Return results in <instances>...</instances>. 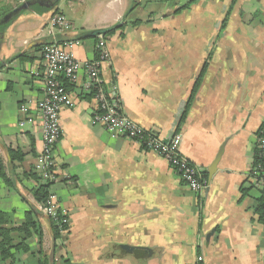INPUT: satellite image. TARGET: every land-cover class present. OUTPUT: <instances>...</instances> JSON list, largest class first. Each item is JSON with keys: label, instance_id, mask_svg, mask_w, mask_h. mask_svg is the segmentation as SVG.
<instances>
[{"label": "crops", "instance_id": "crops-1", "mask_svg": "<svg viewBox=\"0 0 264 264\" xmlns=\"http://www.w3.org/2000/svg\"><path fill=\"white\" fill-rule=\"evenodd\" d=\"M188 1L60 0L49 11L23 13L0 33V211L7 227H21L40 204L44 45L31 44L50 41L45 28L56 13L71 23L58 39L78 42L71 51L79 61L94 60L98 38L106 41L112 65L103 79L121 113L162 140L180 135V154L207 184L192 191L158 154L96 125L93 94L65 82L75 105L60 114L51 192L69 225L57 240L38 212L42 242L33 235L16 264H40L41 252L52 264H264L262 190L249 180L264 123V0L184 7ZM21 238L14 235L16 243ZM0 264L10 262L0 254Z\"/></svg>", "mask_w": 264, "mask_h": 264}, {"label": "built area", "instance_id": "built-area-1", "mask_svg": "<svg viewBox=\"0 0 264 264\" xmlns=\"http://www.w3.org/2000/svg\"><path fill=\"white\" fill-rule=\"evenodd\" d=\"M69 29H71V23L68 19L62 14H54L45 28L46 37L50 41L41 50L45 67L42 78L43 99L40 103L43 149L38 158L37 170L41 172L44 183H53L56 179L54 151L62 135L61 111L75 105L66 88L65 82H68L73 86H80L86 93L93 94L97 105L93 118L96 125L105 128L115 136L130 139L144 149L158 154L181 175L192 191L203 190L207 184L201 170L180 154L181 136L176 134L170 142H164L156 132L144 129L123 115L118 104L110 97L103 79V68L112 65L106 41L101 39L97 43V56L94 60L81 62L71 51L78 42L62 43L58 39L62 32ZM249 178L253 187L264 191V136L262 133L257 139L256 159L252 164ZM37 210L41 216L55 223L61 235L66 234L69 218L66 211L58 207L54 193L50 192L46 203L39 204Z\"/></svg>", "mask_w": 264, "mask_h": 264}, {"label": "trees", "instance_id": "trees-1", "mask_svg": "<svg viewBox=\"0 0 264 264\" xmlns=\"http://www.w3.org/2000/svg\"><path fill=\"white\" fill-rule=\"evenodd\" d=\"M194 1L195 0H189L188 4H186L184 7H187L188 5L193 3ZM59 2H60V0L57 3H55V5L53 7H46V6H42L38 3H36L29 10H27L25 12L33 11V12L39 13L41 11H43V12L49 11L51 9L56 8L57 5L59 4ZM39 9H41V10H39ZM25 12H23V13H25ZM9 13L10 12L8 10V11L3 12V14H0V20L2 18H4ZM16 19L11 20L10 22H8L4 25H0V31H5ZM98 40H101V38H98ZM46 44H47V42L45 43V45ZM199 83H200V80L197 82V84L193 90L192 96H195L197 89L199 87ZM183 119L181 120V122L183 121ZM260 132L262 133V136H264V123L260 129ZM33 178H35L38 181L40 179L39 177H36V175H33ZM203 179L205 180L206 176H204ZM51 186H52L51 183H43V184H40L34 190V197H35L36 202H38L40 204L46 203L47 199L49 198L50 192H51ZM261 193H262V197L259 201L258 215L260 217V221L264 222V191H261ZM38 215H39L38 210H32L31 212H29L26 215L25 222L22 224L21 227L9 228V227H7L8 224L10 223V219H9L8 214L0 211V254H1V258L3 261L10 262V264H16V257H15L16 253H18V252L26 253V252L30 251L29 239L32 238L33 235L38 236L39 242L41 244L43 233H42L41 224L38 221ZM51 223H52V227H53L54 236L58 240L61 237L59 228L56 227V225L53 221H51ZM15 234L22 235V238L18 243L15 242V239H14ZM40 256H42V258L40 259V264H50L51 263L49 258L46 255H44L43 252L40 253Z\"/></svg>", "mask_w": 264, "mask_h": 264}, {"label": "water", "instance_id": "water-1", "mask_svg": "<svg viewBox=\"0 0 264 264\" xmlns=\"http://www.w3.org/2000/svg\"><path fill=\"white\" fill-rule=\"evenodd\" d=\"M59 0H28V1H24L22 5H20L18 8L14 9L13 11H11L9 14H7L4 18H2L0 20V25H4L8 22H10L11 20H14L16 18H18V16H20L23 12L29 10L34 4L38 3L42 6H46V7H53L55 5V3H57ZM121 24L116 26V27H112V28H108V29H101V30H97L94 32H91L89 34L86 35L87 39H92V38H98L101 36H106L108 33H111L112 31H115L116 29L120 28ZM38 44H42L45 45V43L43 42H33L31 44V47H35ZM174 137V135L169 139V140H164V142L168 143L170 142V140ZM224 147L223 146L220 150V153L218 154L216 160L213 162V164L208 168L207 172H208V181L210 182L212 180V177L216 174L217 170H218V164L224 154ZM132 251H135L133 248H130ZM142 252L148 253L149 250H141Z\"/></svg>", "mask_w": 264, "mask_h": 264}, {"label": "rangeland", "instance_id": "rangeland-1", "mask_svg": "<svg viewBox=\"0 0 264 264\" xmlns=\"http://www.w3.org/2000/svg\"><path fill=\"white\" fill-rule=\"evenodd\" d=\"M24 1H28V0H0V14H3V12L8 10L9 12L13 11L14 9L22 5ZM1 32L4 31H0V33Z\"/></svg>", "mask_w": 264, "mask_h": 264}, {"label": "flooded vegetation", "instance_id": "flooded-vegetation-1", "mask_svg": "<svg viewBox=\"0 0 264 264\" xmlns=\"http://www.w3.org/2000/svg\"><path fill=\"white\" fill-rule=\"evenodd\" d=\"M50 1V0H49Z\"/></svg>", "mask_w": 264, "mask_h": 264}]
</instances>
